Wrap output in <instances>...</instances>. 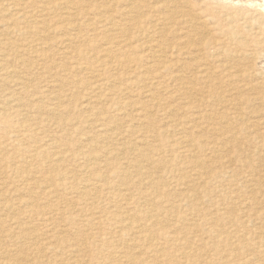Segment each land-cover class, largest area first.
<instances>
[{
  "label": "rangeland",
  "instance_id": "374dc122",
  "mask_svg": "<svg viewBox=\"0 0 264 264\" xmlns=\"http://www.w3.org/2000/svg\"><path fill=\"white\" fill-rule=\"evenodd\" d=\"M167 1L169 0H136L134 1L136 2V7L126 10L127 7L130 6L131 1L0 0V127H2L0 128V201H2L3 204L4 202L9 203V205L11 204L14 209L2 212L1 208L3 204L2 202H0V215L2 216H0V220H2L0 221V236L2 235L0 237V263L8 264V262L10 261L9 264H54V262L57 264L58 262H62L63 264H131L132 262L129 261L130 258H135L136 256V260L133 261L132 264H166L165 259L167 257H169L175 264H192V262L193 264H264V218H262L264 216V128H260L259 125L255 126V129H253L254 127L249 126L251 122H248V120H253L255 117L257 118V116H261L264 114V101H262L264 99V62H262L263 66L260 65V63L258 64L257 62V64L248 63L246 65L251 66L252 70H254L255 81L253 83L258 84L256 85L258 88L254 91H251L252 93L247 92V89L241 90L244 94L242 92L240 93V91L237 93L238 95L241 94L243 97H252V95L257 96L254 98L256 99L259 97L258 99L260 100H255V104L254 101L247 104L248 108L251 111L253 110V112H251L247 108L248 115L246 114V116H244L243 118V120L245 121L243 125L247 124L246 126H249V130L246 129L247 134L245 133L246 130L245 132L241 131L240 133H238L237 130L239 129V127L243 128L242 124H240L238 121L236 123H233L232 129L230 128L231 133H234L235 131L237 132L236 138H226V136H223V138H219L221 140L220 142L218 138H209L212 136H219L217 133L213 134V132L215 131L203 130L209 135L208 138H204L205 135H202L200 133L201 130L192 127L193 101L199 103L200 100L198 96H193V79H191L193 78V61L190 62V66H192L191 70L181 72L183 74V78L177 79V76L166 75L164 74V72L158 73L157 71H154L153 73L142 74L145 70L144 67L146 65L152 66L153 64L152 57L150 56L145 55V58L141 61L134 60L128 62L124 59V56H128L129 52L131 51V47L129 44L133 43L128 41V34L133 36L137 34V30L141 29L145 25V23H149V20L151 19H148L146 21L145 19L149 17L152 12L153 18L156 16V14H161V11L157 10V7H154L155 11L152 10V6L157 4L163 6ZM227 1L228 0H181L180 4L182 6V9H188L191 7L190 13L195 12L193 13L195 15L196 13H199L200 16L208 15L209 26L208 24L206 25V27H209L208 34L211 35V37H216L217 39L222 38V40L223 37L226 36L223 35L221 37L220 33L219 35H216L217 33H214L213 30L211 31V29L215 26V23L209 14H211L212 12L215 14H217L216 12L224 14L226 13V11L237 10V19L239 18V16L241 17L240 19H236V22L228 24L225 20H222L221 16L220 24L224 29L233 26V29L235 31L237 30L236 32L238 33V35H241V37L243 38L242 40L245 44L244 47L247 46L246 49H263L264 0H253L252 4L239 1L240 3H235L236 5L234 6L230 5ZM58 3H60V5ZM8 4L10 6H8ZM121 8L124 9V12H122ZM206 9H209V11ZM156 11L159 12L157 13ZM116 12H119V15H117ZM114 15L117 16L115 17ZM27 16L29 19L27 18ZM245 16L249 19L247 20ZM24 17L26 20L24 19ZM113 20L115 21L113 22ZM118 23L119 27L122 30L117 29L116 32V30H114L116 27L114 26ZM109 25L112 27H110ZM162 27L164 28L165 26ZM172 27L176 36L183 35V23L181 25V22L177 21V23L172 25ZM252 27L253 31H251L252 29H250ZM123 28L125 29L123 30ZM156 29L158 32V30H160V27L157 26L150 29L148 28L149 31L146 30L148 32H146V38H155V35L158 34L154 33L156 32ZM261 31L263 32L262 34H260ZM70 35L78 36L79 40L77 39L78 41L75 40V42H69L68 37H70ZM191 35H193V31L191 32ZM139 37H137L135 41L137 39L139 41L144 40L143 37ZM256 38L258 40H256ZM225 40L227 41V38ZM229 43L232 46L233 44H235L234 41H231ZM77 47H82L85 50L87 49V53H84L85 55L83 54L81 56L78 55L75 51ZM116 47H119L118 53L116 52L117 57L119 58L117 59L119 63L114 60V58H111V55L109 53V51L114 50ZM137 51L139 52V49L134 50V52ZM140 51H142V49H140ZM32 56H34V58ZM146 57H150L151 59ZM96 58H98V60ZM124 64L126 66H124ZM99 66H102V69ZM260 66H262L263 69L262 67L260 68ZM133 69H135V72L131 73L130 70ZM140 69H142L143 72ZM107 70L108 72H106ZM109 70H111L112 72ZM96 73H103L104 77L109 76L112 79L117 78V80H115L116 83L113 82L114 85L111 86V84L107 83L109 84L107 85L103 81V84L101 82H97L100 86L96 89V87H94L93 85L95 83L94 74ZM135 74L139 75L137 76ZM125 78L127 80H125ZM150 78H152L153 80H150ZM183 79H185V83ZM261 80L263 82H261ZM202 86H204V84H201L198 87ZM225 93L224 98L226 99L230 98V95V99H232L233 96V98L238 96L236 92H234L235 94L233 92ZM13 96L14 98L11 99V97ZM50 96H52V98ZM152 96H154L155 98ZM7 98H9V100ZM7 101H9V106ZM147 101H149L148 104ZM50 102L53 103V105ZM165 103H167L168 106ZM257 103H259V105ZM56 105L58 106L56 107ZM215 107V113L219 115L220 112H222V110H225V107L227 106L215 105ZM50 108L54 109L51 110ZM166 109H169V111ZM254 109L257 111H255ZM164 111H166L167 113ZM19 112L21 114L23 113L22 115L25 116H22L21 114H19ZM17 113L19 116L17 115ZM184 114L188 115V117ZM10 115H12V117ZM175 115L178 116L175 117ZM191 115L192 117H190ZM2 116L3 119L6 120L3 121ZM8 117H11V120ZM171 117L172 120L170 119ZM261 117L263 118L264 115ZM167 119L169 120V122ZM147 123L149 126L147 125ZM98 124H101V127ZM174 124L176 125L174 126ZM183 125L187 126L184 127ZM216 125L219 126L218 128H221L219 134L222 131H225V134L229 133L228 135H230V132L226 131V129L224 128V120L223 122H220ZM169 126H172V128L175 130L171 129ZM24 127L26 129H24ZM14 128L16 129V131H14ZM141 130L143 132H141ZM147 130L148 132L146 133ZM192 130L194 131L191 132ZM250 130L255 131L251 132ZM112 131L115 133V135L111 134L110 136V133ZM149 131L151 132L149 133ZM160 131L162 132L159 135ZM15 132H17L18 134H14ZM100 132H102V134ZM255 134H257L256 138L254 136ZM192 135L194 136L191 137ZM106 136L111 138V140L109 138H105ZM100 137L102 141H100ZM103 137L108 142L105 139L103 140ZM176 137L177 139H175ZM196 137L201 138L199 139ZM117 138L120 140H118ZM123 138L125 139V141H123ZM142 140L144 141L141 142ZM160 140L164 144L158 146V143H161ZM179 140H181V142ZM195 141L197 143H195ZM110 142L112 146L111 144L109 146ZM198 143H201L200 146H198ZM104 144H108V147H105ZM171 144L176 145L172 146ZM180 144L183 148L179 146ZM205 144L206 146H204ZM189 146H194L196 152L193 148H189ZM103 147L105 148L103 149ZM209 148H216V155L212 154L209 151ZM100 149V153L102 155L98 154ZM117 149H120V154L117 153L118 155L116 154ZM184 149L187 151H185ZM97 150L99 151L97 152ZM111 150L113 153L110 152ZM106 151L108 153L110 152L109 155ZM129 151H131V154ZM140 151L141 153L148 156V161L146 159H142V161V155L140 157L136 156L137 153V155L140 154ZM171 151H175V153H172ZM182 151H185L186 153L184 152L183 154ZM82 152L85 153L83 154ZM193 152H195L194 155ZM95 153L97 154V157L95 156ZM178 153H181L180 155H182V158ZM60 154H63V156H59ZM87 154L90 155L87 156ZM121 156L123 157L121 158ZM191 156H195L196 158L194 157V159ZM61 157H63V159ZM189 157L192 159H190ZM91 158L93 160L91 161L92 163L90 162ZM55 159L57 162L60 163L61 161L62 163L57 164ZM135 159L140 162L142 169L141 175L134 174V169L130 166V164H127L126 162L128 161V163H130L131 160L135 162ZM197 159L200 162H203L204 166H197ZM81 160L83 161V164ZM94 160L98 161L95 162ZM150 161L154 162L151 163ZM89 163H91V165H89ZM186 164L189 166H187ZM86 166L89 167L87 168ZM111 166L113 167V169ZM160 166H162L163 168ZM82 167H85V171ZM97 167L99 169H97ZM115 167L120 170L118 171ZM122 167L125 168L123 169ZM51 168L54 169L52 170ZM101 168V172L104 173L105 171V174L107 172V174H111L113 172H118V174H120V172L127 171L132 175V181L130 184H124L125 186L122 185V183L119 184L121 188L116 187L111 189L104 183L102 184L103 181L97 176L98 173L96 169L100 171ZM167 168L169 169V172L163 170ZM66 169L67 172H65ZM107 169L110 170L111 173H109ZM186 169H188L189 171ZM93 171L96 172L94 173ZM38 172L40 173V175H38ZM147 172H150L152 175ZM179 172L182 175L179 176ZM47 173H55V175H57L58 173V175H61H59V177L61 178L60 182L62 181L63 184L59 185L60 183H58L57 185L59 186H57L55 191L53 190V192H49L51 187L47 189L43 187L45 178L48 177ZM199 174L201 175V177ZM135 175L137 177H135ZM150 175L152 176V178H150ZM89 177L91 178L92 182L89 181ZM180 177L184 179H180ZM96 178L98 179V181H95ZM176 178L177 181H175ZM138 179L139 181H137ZM36 180L37 182L41 181L42 184L41 182L34 184ZM86 180H88V182H86ZM118 180L119 179H117V181ZM151 181H153V183L149 184L151 183ZM173 181L176 183H174ZM2 182L4 183V185L1 184ZM93 182H95L97 186ZM98 182L101 183L99 184ZM65 183L69 184L68 187L67 185H65ZM86 184L89 187H87ZM153 184H157V189H161L160 192L157 190L158 194H156L157 192H154L156 196L151 192ZM227 184L230 186H228ZM159 185L162 188H160ZM79 186L82 188H80ZM39 187L42 189H39ZM70 187L74 188L71 190ZM75 187H79L80 190H78V188L76 189ZM85 187H87L86 191L88 193H91L87 194V192L85 191ZM103 187H106V190L102 189ZM107 188L111 190L108 191ZM190 188H192L193 190ZM195 190L197 194L195 193ZM83 191L85 192L84 195ZM127 191H129V193ZM191 192L192 194H194H190ZM73 193H76V196H71V194ZM139 193H142L143 196H146L148 194L149 195L147 196L148 198H141V204L139 203L138 206L134 207L132 202H136L135 196H138ZM159 193L161 195H159ZM97 194L99 195L97 196ZM131 194H133L134 196L133 199L129 201L128 197ZM183 194L191 195L193 197L191 199H193L194 201L191 199L183 201ZM46 195L48 196L46 197ZM79 195L81 197L83 196L82 198L84 199L86 197V199H82L81 197H79ZM26 197H28L29 199ZM91 197L92 199H90ZM122 197L125 201L121 199ZM179 198H181L182 200H180ZM25 200H28L29 203L25 202ZM81 200L83 201L80 202ZM119 200H121V202ZM73 202H76V206L74 209ZM159 202L162 203L160 204ZM81 203H83V205H86L88 203L89 204L83 206ZM128 204L131 205L128 206ZM108 206L110 207L111 211ZM35 207H38V209H34ZM69 207L71 208V211H68ZM115 208H117L119 211L115 210ZM134 208L138 209L139 211H153L152 213H149L151 217H149L147 222L152 223L153 228L158 232L154 231L153 233L155 236L149 239L147 242H145L140 236H137V233L133 231L135 229H131L127 221H123V224L119 223L120 221L116 219L117 216L113 214L114 211L118 212L116 215H121L123 210L127 213H134L138 211ZM16 209L17 211H15ZM8 212L10 214L9 216ZM17 212L20 213V215L16 214ZM47 212L49 213V215ZM71 212L72 214H74L71 216L73 217V219H70L71 217H69ZM125 212H123V214ZM167 212H169V214ZM3 213L7 214L4 215ZM111 213L112 216L110 215ZM92 215L95 219L93 217L91 219ZM190 215H192L193 218H191L192 216L190 217ZM85 216L88 217L86 218ZM11 217L14 219L17 217L19 218V222L22 223H20V228L18 227V225H15L16 223L13 224V219L10 221ZM110 218H114V221L116 223ZM109 219L111 222L109 221ZM70 220H72V223L74 222L73 224L75 225H73ZM92 220L95 221L93 222ZM102 220L105 223L102 222ZM85 221L88 223H86ZM7 222H9L10 224ZM104 224H106V226ZM86 225L89 227H87ZM95 225L97 228L95 227ZM83 226L84 228L81 229V227ZM120 228L123 229L122 231L124 232H122ZM208 228L213 233H215L216 236L218 234H221L227 235L228 237V240L225 243H222V246H220L221 249L219 251L214 250L212 247V244H215V238L213 239L207 237L206 233H204ZM212 228H214L216 231L214 232ZM21 229L29 230L31 231V233L29 232L30 234L26 235L22 232V235L18 237V235H20L19 232L22 231ZM117 229L118 231L116 232L115 230ZM38 232L40 233L37 235ZM32 233L34 234L32 235ZM30 235H35V237H31ZM13 236L16 239L18 238V241L16 239L14 241ZM45 236L48 238L46 239ZM56 236H59L57 238L58 240L56 239ZM39 237L43 240L42 242H39V240H41ZM127 238H131L132 241L130 240L131 242H129ZM21 239L22 241H24L22 242ZM103 239H105L106 242ZM102 240L104 242H102ZM49 242L53 243L55 247L57 245L58 246L55 248L51 244L49 245ZM259 243L262 245H259ZM230 244H232V248L229 247ZM47 245L50 247H48ZM258 245L261 247H259ZM245 247L247 248V250ZM57 248L60 249L58 250ZM37 249L38 252H42L41 250L44 249L42 252L43 254L38 253ZM21 251H24L27 254L23 255L25 253H22ZM193 253H198L199 257L201 258L196 259L197 257L193 256ZM36 254H38V256ZM39 254L40 256H43L40 257ZM152 259L154 261H152ZM204 259L205 261H203ZM206 261L207 263H205Z\"/></svg>",
  "mask_w": 264,
  "mask_h": 264
},
{
  "label": "bare ground",
  "instance_id": "6f19581e",
  "mask_svg": "<svg viewBox=\"0 0 264 264\" xmlns=\"http://www.w3.org/2000/svg\"><path fill=\"white\" fill-rule=\"evenodd\" d=\"M5 1V0H4ZM10 1V0H9ZM128 1H131V3H130V6H126L127 7V9L126 10H128V9H133V8H135L136 7V5H135V3L136 2H134V1H136V0H128ZM161 1V0H160ZM180 1L181 0H169V1H167L166 3H164V5L162 6H160V4L158 5H153L152 6V10H154L155 11V8L157 7V10H159V11H161V14L160 13H158L157 11V13L159 14V15H157L156 14V16L153 18V12H152V14L151 15H149V17H147L146 19H145V21L146 20H148V19H151V20H149V23H145V25L141 28V29H139V30H137L138 32H137V34H135L134 36L133 35H130V34H128L129 36H128V41L129 42H133L132 44H129L130 45V47H131V51L129 52V54H128V56H124L125 58V61H141L142 59H144L145 58V55L146 56H150V57H152V60H153V64H152V66L151 65H146L144 68H145V70H144V72H143V70L142 69H140V70H142V74H148V73H153L154 71H157L158 73H163L164 72V74H166V75H170V76H173V75H175V76H177L178 78L177 79H181V78H183L182 76H183V74L181 73V72H185V71H190L191 70V68H192V66H190L191 64H190V62L191 61H193V78H191V79H193V96H198L199 98H200V100H199V103H196L195 101H193V117H192V115L190 116V117H192L193 119V126L192 127H195L196 129H198V130H201L200 131V133L202 134V135H205L204 136V138L206 137V138H208V133H206V132H204V131H207V130H211V131H215V132H213V134L215 133H217L219 136H212V137H209V138H223V136H226V138H236L237 137V132L235 131L234 133H231V130H230V128L232 129V126H233V123H236V122H238L239 121V123L240 124H242V126H243V128L242 127H239V129L237 130L238 131V133H240L241 131L242 132H245V130L246 129H248V127L249 126H251V127H254L253 129H255V126H259L260 125V128L261 127H263L264 128V117L262 118L261 116H263V115H261V116H257V118L255 117L253 120L251 119L250 121L248 120V122H251L250 124H249V126H246L247 124H245V125H243L244 124V120H243V118H244V116H246V114L248 113V110H247V108H248V103L249 102H253L254 101V104L256 103L255 102V100H257L258 98H254V97H257V96H253L252 95V97L250 96V97H243L241 94L240 95H238L237 93L240 91V93L242 92L241 90H244V89H247V92H251V91H254V90H256L258 87L256 86V85H258V84H256V83H253L254 81H255V73H254V70H252V67L251 66H246L248 63H260V65H262V62H264V48L263 49H261V50H257V49H253V50H249V49H246V47L247 46H245L244 47V42H243V38L241 37V35L239 36L238 35V33L233 29V26H231V27H229V28H227V29H224L223 28V26L220 24V20H221V16H222V20H225L228 24H230V23H234V22H236V19H237V10L235 11H226V13H224V12H222V13H224V14H221V13H218V12H216L217 14H215V13H211V14H209L210 15V17L214 20V23H215V26L211 29V31L213 30L214 31V33H217L216 35H219V33L221 34L220 36L222 37L223 35L224 36H226V37H223V40H222V38L221 39H217L216 37H211V35H209L208 33H209V22H208V19H209V17H208V15H199V13H196V15L195 14H193V13H195V12H193V13H190L191 12V7L190 8H188V9H182L181 7V4H180ZM218 1V0H217ZM245 2V3H248V4H252L253 2V0H228L227 2L230 4V5H232V6H234V5H236L235 3H238V2ZM257 1H259V0H257ZM67 2V1H66ZM143 2V1H142ZM155 2V1H154ZM239 2V3H240ZM264 2V1H263ZM157 3H160V2H157ZM242 3V4H243ZM256 3V2H255ZM257 3H261V2H257ZM59 5H60V3H58ZM205 4V3H204ZM203 4V5H204ZM226 4V3H225ZM16 5V4H15ZM121 5V4H120ZM125 5V4H124ZM206 5H209V4H206ZM8 6H10L9 4H8ZM13 6V5H12ZM24 6V5H23ZM194 6V5H193ZM212 6V5H211ZM264 6V5H263ZM28 7V6H27ZM43 7H44V5H43ZM126 7H124V8H126ZM149 7V6H148ZM155 7V8H154ZM189 7V6H188ZM195 7V6H194ZM226 7V6H225ZM250 7H251V5H250ZM29 8V7H28ZM40 8V7H39ZM185 8V7H184ZM187 8V7H186ZM198 8V7H197ZM261 8V7H260ZM264 8V7H263ZM38 9V8H37ZM122 9V12H124V9L123 8H121ZM212 9H214V8H212ZM46 10V9H45ZM150 10H151V8H150ZM203 10V9H202ZM206 10H208L209 11V9H206ZM229 10V9H228ZM77 11V10H76ZM75 11V12H76ZM133 11V10H132ZM165 11V12H164ZM198 11V10H197ZM246 11V10H245ZM17 12V11H16ZM41 12V11H40ZM43 12V11H42ZM50 12V11H49ZM69 12V11H68ZM99 12V11H98ZM107 12V11H106ZM105 12V13H106ZM206 12V11H205ZM247 12V11H246ZM10 13V12H9ZM72 13V12H71ZM117 13V15H119L118 13L119 12H116ZM31 14V13H30ZM34 14V13H33ZM98 14V13H97ZM124 14V13H123ZM126 14V13H125ZM127 14H129V13H127ZM198 14V15H197ZM116 15V16H117ZM121 15V14H120ZM135 15V14H134ZM43 16H45V15H43ZM115 16V15H114ZM115 16V17H116ZM40 17H42V16H40ZM121 17V16H120ZM120 17H118V18H120ZM128 17V16H127ZM246 17V16H245ZM244 17V18H245ZM256 17V16H255ZM260 17V16H259ZM27 18H28V16H27ZM241 17L239 16V18L238 19H240ZM243 18V17H242ZM24 19H25V17H24ZM29 19V18H28ZM237 19V20H238ZM246 19L248 20L249 18H247L246 17ZM258 19V18H257ZM26 20V19H25ZM112 21V20H111ZM115 20H113V22H114ZM177 21H180L181 22V25H182V23H183V25H184V30H182L183 31V35L182 36H176L175 34H174V30H173V27H172V25H174L175 23H177ZM258 21V20H257ZM259 21H260V19H259ZM70 22V21H69ZM148 22V21H147ZM224 22V21H223ZM33 23V22H32ZM46 23V22H45ZM108 23V22H107ZM179 23V22H178ZM222 23V22H221ZM244 23V22H243ZM249 23H250V21H249ZM253 23H255V22H253ZM35 24V23H34ZM123 24V23H122ZM208 24V26L206 27V25ZM226 24V23H225ZM248 24V23H247ZM247 24H245V25H247ZM1 26H3V25H1ZM71 26V25H70ZM74 26V25H73ZM105 26V25H104ZM110 26V25H109ZM122 26V25H121ZM160 27V30H158V32H157V29H156V32H154V33H158V34H154L155 35V38H152V37H150V38H146V36H147V34H146V30H148V28L150 29V28H153V27ZM162 26H165L164 28L162 27ZM169 26V27H168ZM186 26V27H185ZM210 26H212V25H210ZM110 27H112V26H110ZM114 27H116L114 30H116V32H117V29H120V30H122L120 27H119V23L118 24H115V26ZM113 27V28H114ZM168 27V28H167ZM235 27V26H234ZM256 27V26H255ZM28 28V27H27ZM39 28V27H38ZM75 28V27H74ZM74 28H70V29H74ZM104 28V27H103ZM106 28V27H105ZM112 28V29H113ZM125 28H123V30H124ZM175 29V28H174ZM250 29H252L251 31H253V27L252 28H250ZM258 29V28H257ZM262 29V28H261ZM104 30V29H103ZM241 30V29H240ZM149 31V30H148ZM193 31V35H191V32ZM250 31V30H249ZM250 31V32H251ZM259 31V30H258ZM264 31V30H263ZM34 32V31H33ZM247 32H248V30H247ZM25 33V32H24ZM28 33V32H27ZM35 33V32H34ZM106 33V32H105ZM148 33V32H147ZM240 33V32H239ZM259 33V32H258ZM263 32L261 31V33L260 34H262ZM115 34H117V33H115ZM264 34V33H263ZM251 35V34H250ZM139 36H141V37H143L144 38V40H136L135 41V39L137 38V37H139ZM248 36V35H247ZM252 36H253V34H252ZM141 37H139V38H141ZM170 37V38H169ZM258 37V36H257ZM227 38V41L225 40ZM78 39V36H71L70 35V37H68V40H69V42H75V40H77ZM252 39V38H251ZM62 40V39H61ZM79 40V39H78ZM77 40V41H78ZM123 40V39H122ZM125 40V39H124ZM255 40V39H254ZM256 40H258L257 38H256ZM113 41V40H112ZM231 41H234L235 42V44H233V46L232 45H230V43L229 42H231ZM61 42V41H60ZM67 42V41H66ZM250 42H252V41H250ZM6 43V42H5ZM110 43H112V42H110ZM128 43V42H127ZM248 43V42H247ZM257 43V42H256ZM255 43V44H256ZM253 44H254V42H253ZM126 45V44H125ZM257 45V44H256ZM264 45V44H263ZM116 46V45H115ZM73 47V46H72ZM108 47H110V46H108ZM123 47H124V45H123ZM251 47V46H250ZM263 47V46H262ZM68 48V47H67ZM248 48H249V46H248ZM255 48V47H254ZM115 49H116V51H115ZM114 50H111V51H109V53H110V57L111 58H114V60H116L117 62H118V60L117 59H119L118 57H117V54H116V52L118 53V50H119V47L117 48H115ZM122 49V48H121ZM135 49H139V52L137 51V52H134V50ZM140 49H142V51H140ZM87 50V49H86ZM84 48H82V47H77L76 49H75V51H76V53L78 54V55H83L84 53L86 54L87 53V51H86ZM105 50V49H104ZM86 51V52H85ZM73 53V52H72ZM75 54V53H74ZM84 54V55H85ZM43 55V54H42ZM100 55V54H99ZM121 55V54H120ZM103 56V55H102ZM102 56H100V57H102ZM3 57V56H2ZM1 57V58H2ZM27 57V56H26ZM33 58H34V56H32ZM85 57V56H84ZM150 57H146V58H150ZM174 57V58H173ZM18 58V57H17ZM36 58V57H35ZM99 58V57H98ZM98 58H96L97 60H98ZM109 58V57H108ZM180 58H182V59H180ZM184 58V59H183ZM3 59V58H2ZM44 59V58H43ZM42 59V60H43ZM151 59V58H150ZM14 60H15V58H14ZM45 60V59H44ZM244 61V62H243ZM1 62H3V61H1ZM24 62V61H23ZM22 62V63H23ZM116 62V63H117ZM181 62V63H180ZM6 63V62H5ZM5 63H4V65H5ZM119 63V62H118ZM151 63V62H150ZM149 63V64H150ZM256 63V64H257ZM121 64V63H120ZM119 64V65H120ZM180 64H182V65H180ZM21 65V64H20ZM23 65V64H22ZM14 66V65H13ZM106 66V65H105ZM117 66V65H116ZM115 66V67H116ZM124 66H126L125 64H124ZM138 66V65H137ZM254 66H256V65H254ZM259 66V65H258ZM263 66V65H262ZM262 66H260V68L262 67ZM100 67V66H99ZM99 67H98V69H99ZM102 67V66H101ZM100 67V68H101ZM12 68V67H11ZM73 68V67H72ZM89 68V67H88ZM138 68V67H137ZM76 69V68H75ZM81 69H82V67H81ZM102 69V68H101ZM100 69V70H101ZM106 69V68H105ZM104 69V70H105ZM121 69V68H120ZM126 69V68H125ZM262 69H263V67H262ZM124 70V69H123ZM122 70V71H123ZM135 69H133V70H130V72L131 73H134L135 71H134ZM257 70V69H256ZM89 71V70H88ZM102 71V70H101ZM109 71H111V70H109ZM120 71V70H119ZM259 71V70H258ZM16 72V71H15ZM77 72V71H76ZM87 72V71H86ZM106 72H108V70L106 71ZM105 72V73H106ZM112 72V71H111ZM129 72V73H130ZM256 72V71H255ZM14 73V72H13ZM20 73V72H19ZM18 73V74H19ZM104 73V72H103ZM103 73H96V74H94L95 75V79H94V87H96V89L97 88H99V82H101L102 83V81L104 82V83H109V84H111V86L112 85H114V83H116L115 82V80H117V78H114V79H112L111 77H109V76H103ZM117 73V72H116ZM257 73V72H256ZM6 74H7V72H6ZM111 74V73H110ZM109 74V75H110ZM122 74V73H121ZM157 74V73H156ZM106 75V74H105ZM107 75H108V73H107ZM124 75V74H123ZM135 75H139V74H135ZM93 76V75H92ZM144 76V75H143ZM118 77V76H117ZM157 77V76H156ZM19 78V77H18ZM92 78V77H91ZM90 78V79H91ZM158 78V77H157ZM138 79H140V78H138ZM170 79V78H169ZM173 79V78H172ZM171 79V80H172ZM188 79V78H187ZM225 79V80H224ZM125 80H127L126 78H125ZM149 80V79H148ZM150 80H153L152 78H150ZM77 81V80H76ZM83 81V80H82ZM90 81H92V80H90ZM147 81V80H146ZM157 81V80H156ZM183 81H184V83H185V79H183ZM190 81V80H189ZM89 82V81H88ZM98 82V83H97ZM114 82V83H113ZM261 82H263L262 80H261ZM5 83V82H4ZM79 83H80V81H79ZM113 83V84H112ZM135 83V82H134ZM139 83V82H138ZM141 83H142V81H141ZM189 83V82H188ZM82 84V83H81ZM90 84H92V83H90ZM103 84V83H102ZM109 84H107V85H109ZM192 84V83H191ZM201 84H204V86H202V87H198V86H200ZM57 85V84H56ZM85 85V84H84ZM136 85V84H135ZM134 85V86H135ZM137 85H139V84H137ZM87 86V85H86ZM91 86V85H90ZM102 86H104V85H102ZM101 86V87H102ZM141 86H142V84H141ZM152 86V85H151ZM150 86V87H151ZM54 87V86H53ZM133 87V86H132ZM263 87V86H262ZM261 87V88H262ZM108 88V87H107ZM148 88V87H147ZM103 89V88H102ZM153 89V88H152ZM188 89V88H187ZM190 89V88H189ZM106 90V89H105ZM118 90V89H117ZM147 90V89H146ZM262 90V89H261ZM95 91V90H94ZM145 91V90H144ZM155 91V90H154ZM186 91V90H185ZM246 91V90H245ZM148 92H149V90H148ZM225 92H236V94L238 95L237 97H235V98H233L232 97V99H230L231 98V95H230V98H224V93ZM100 93V92H99ZM102 93V92H101ZM120 93V92H119ZM243 93V92H242ZM252 93V92H251ZM154 94V93H153ZM157 94V93H156ZM226 94V93H225ZM235 94V93H234ZM244 94V93H243ZM260 94V93H259ZM5 96V95H4ZM6 96H7V93H6ZM54 96V95H53ZM67 96H68V94H67ZM71 96V95H70ZM97 96V95H96ZM108 96V95H107ZM110 96H111V94H110ZM112 96H113V94H112ZM117 96V95H116ZM155 96V95H154ZM154 96H152V97H154ZM51 98H52V96H50ZM49 97V98H50ZM122 97V96H121ZM127 97V96H126ZM151 97V98H152ZM262 97V96H261ZM10 98V97H9ZM9 98H7L8 100H9ZM14 98V96L13 97H11V99H13ZM15 98H16V95H15ZM50 98V99H51ZM73 98V97H72ZM150 98V97H149ZM155 98V97H154ZM156 98H157V96H156ZM10 99V100H11ZM49 99V100H50ZM64 99H65V97H64ZM70 99V98H69ZM84 99V98H83ZM99 99V98H98ZM102 99V98H101ZM262 99V98H261ZM60 100V99H59ZM58 100V101H59ZM151 100V99H150ZM259 100V99H258ZM12 101V100H11ZM16 101V100H15ZM66 101V100H65ZM106 101H107V99H106ZM156 101V100H155ZM163 101V100H162ZM260 101V100H259ZM262 101H264V99L262 100ZM8 102V106H9V101H7ZM13 102V101H12ZM85 102V101H84ZM84 102H82V103H84ZM89 102V101H88ZM91 102H93V101H91ZM148 102L149 101H147V104H148ZM166 102V101H165ZM51 103V102H50ZM55 103V102H54ZM65 103V102H64ZM153 103H154V101H153ZM156 103V102H155ZM260 103V102H259ZM259 103H257L258 105H259ZM22 104V103H21ZM52 105H53V103H51ZM57 104V103H56ZM62 104V103H61ZM77 104V103H76ZM165 104H167V103H165ZM251 104V103H250ZM249 104V105H250ZM50 105V104H49ZM55 105V104H54ZM78 105H79V103H78ZM151 105V104H150ZM157 105H158V103H157ZM215 105H226L227 107H225V110H222V112H220V114L219 115H217L216 113H215ZM262 105V104H261ZM58 105H56V107H57ZM153 106H154V104H153ZM167 106H168V104H167ZM253 106V105H252ZM11 107V106H10ZM53 107V106H52ZM85 107V106H84ZM170 107V106H169ZM176 107V106H175ZM222 107V106H221ZM256 107V106H255ZM1 108H3V107H1ZM12 108V107H11ZM48 108V107H47ZM83 108V107H82ZM141 108V107H140ZM167 108V107H166ZM250 108H252V107H250ZM258 108V107H257ZM6 109H8V108H6ZM17 109V108H16ZM45 109V108H44ZM51 109V108H50ZM54 109V108H53ZM53 109H51V110H53ZM86 109V108H85ZM89 109V108H88ZM171 109V108H170ZM190 109H192V108H190ZM218 109H219V107H218ZM224 109V108H223ZM249 109V108H248ZM14 110V109H13ZM19 110V109H18ZM21 110V109H20ZM166 110H168L169 111V109H166ZM180 110V109H179ZM250 110V109H249ZM255 110V109H254ZM3 111H5V110H3ZM47 111V110H46ZM64 111V110H63ZM140 111H142V110H140ZM176 111V110H175ZM251 111V110H250ZM255 111H257V110H255ZM14 112H16V111H14ZM18 112V111H17ZM22 112V111H21ZM57 112V111H56ZM164 112H166V111H164ZM171 112H173V111H171ZM217 112V111H216ZM251 112H253V110L251 111ZM250 112V113H251ZM264 112V111H263ZM52 113V112H51ZM167 113V112H166ZM254 113H256V112H254ZM253 113V114H254ZM11 114H13V113H11ZM16 114V113H15ZM19 114H21L20 112H19ZM23 114V113H22ZM21 114V115H22ZM25 114V113H24ZM27 114V113H26ZM64 114V113H63ZM139 114H140V112H139ZM143 114V113H142ZM141 114V115H142ZM182 114V113H181ZM186 114V113H185ZM184 114V115H185ZM17 115H18V113H17ZM93 115V114H92ZM248 115V114H247ZM11 117H12V115H10ZM16 116V115H15ZM19 116V115H18ZM22 116H25V115H22ZM27 116V115H26ZM178 116V115H177ZM176 115H175V117H177ZM183 116V115H182ZM185 116H187L188 117V115H185ZM250 116H252V115H250ZM11 117H8V118H10V120H11ZM93 117V116H92ZM95 117H96V114H95ZM94 117V118H95ZM138 117V116H137ZM169 117V116H168ZM167 117V118H168ZM173 117V116H172ZM172 117L170 118L171 120H172ZM180 117V116H179ZM7 118V119H8ZM16 118V117H15ZM144 118V117H143ZM246 118V117H245ZM248 118V117H247ZM250 118V117H249ZM1 119V118H0ZM2 119H3V116H2ZM146 119V118H145ZM177 119V118H176ZM4 120H6V119H3V121ZM168 120V119H167ZM223 120H224V123H225V126H224V128L226 129V131H228V132H230V135H228L229 133H227V134H225V131L223 132H221L220 134H219V131H221L220 129L221 128H218L219 126H217L216 124H218V123H220V122H223ZM86 121V120H85ZM247 121V120H246ZM11 122V121H10ZM161 122V121H160ZM165 122H166V120H165ZM168 122H169V120H168ZM167 122V123H168ZM5 123V122H4ZM9 123V122H8ZM8 123H7V125H8ZM103 123V122H102ZM140 123V122H139ZM164 123V122H163ZM247 123V122H246ZM11 124V123H10ZM142 124V123H141ZM170 124V123H169ZM6 125V124H5ZM100 127H101V124H98ZM147 125H148V123H147ZM161 125V124H160ZM176 124H174V126H175ZM149 126V125H148ZM179 126V125H178ZM184 126V125H183ZM185 126H187V125H185ZM184 126V127H185ZM28 127V126H27ZM111 127V126H110ZM170 127V126H169ZM250 127V128H251ZM0 128H2V127H0ZM106 128V127H105ZM109 128V127H108ZM171 129H173L172 128V126L170 127ZM175 128V127H174ZM178 128H180V127H178ZM189 128V127H188ZM187 128V129H188ZM235 128V127H234ZM15 129V128H14ZM13 129V130H14ZM24 129H26L25 127H24ZM98 129V128H97ZM117 129V128H116ZM142 129V128H141ZM147 129V128H146ZM195 129V130H196ZM18 130V129H17ZM107 130V129H106ZM138 130H140V129H138ZM149 130V129H148ZM148 130L146 131V133L148 132ZM173 130H175V129H173ZM190 130H191V128H190ZM189 130V131H190ZM197 130V131H198ZM204 130V131H203ZM249 130V129H248ZM262 130V129H261ZM264 130V129H263ZM14 131H16V129L14 130ZM134 131V130H133ZM132 131V132H133ZM144 131H145V129H144ZM153 131H154V128H153ZM176 131H178V130H176ZM183 131V130H182ZM194 130H192L191 132H193ZM233 131V130H232ZM251 131V130H250ZM253 131H255V130H253ZM253 131H251V132H253ZM13 132V131H12ZM113 132V131H112ZM110 133V136H111V134H113V135H115V133L113 132V133ZM140 132V131H139ZM141 132H143L142 130H141ZM151 131H149V133H150ZM161 132L162 131H160V133H159V135L161 134ZM249 132V131H248ZM256 132H257V129H256ZM101 134H102V132H100ZM119 133V132H118ZM123 133V132H122ZM145 133V132H144ZM143 133V134H144ZM178 133V132H177ZM176 133V134H177ZM187 133V132H186ZM185 133V134H186ZM246 134H247V130H246V132H245ZM14 134H18L17 132H15ZM20 134V133H19ZM120 134H121V132H120ZM125 134H127V133H125ZM133 134V133H132ZM164 134V133H163ZM162 134V135H163ZM179 134H181V133H179ZM242 134V133H241ZM249 134V133H248ZM254 134V133H253ZM93 135H96V134H93ZM100 135V134H99ZM98 135V136H99ZM149 135H151V134H149ZM153 135V134H152ZM165 135V134H164ZM178 135V134H177ZM182 135H183V133H182ZM181 135V136H182ZM103 136H105V135H103ZM176 136V135H175ZM174 136V137H175ZM189 136V135H188ZM194 135H192L191 137H193ZM255 136V138H256V136H257V134H255L254 135ZM113 137H116V136H113ZM119 137H121V136H119ZM126 137V136H125ZM124 137V138H125ZM133 137V136H132ZM154 137H155V135H154ZM185 137V136H184ZM190 137V136H189ZM88 138H90V137H88ZM105 138H109V137H105ZM104 137H103V140L105 139ZM123 138V139H124ZM137 138V137H136ZM138 138H139V136H138ZM148 138V137H147ZM150 138V137H149ZM157 138V137H156ZM167 138V137H166ZM196 138H199V137H196ZM201 138V137H200ZM199 138V139H200ZM246 138H248V137H246ZM251 138V137H250ZM99 139V138H98ZM100 139H101V137H100ZM99 139V140H100ZM110 140H111V138H109ZM118 139V138H117ZM132 139V138H131ZM141 139V138H140ZM155 139V138H154ZM168 139V138H167ZM175 139H177V137L175 138ZM179 139V138H178ZM213 139V140H214ZM106 140V139H105ZM109 140V141H110ZM113 140V139H112ZM118 140H120V139H118ZM118 140H116V141H118ZM129 140V139H128ZM137 140H139V139H137ZM159 140V139H158ZM162 140V139H161ZM160 140V144L158 143V146H160V145H162V144H164L162 141ZM164 140V139H163ZM166 140V139H165ZM184 140V139H183ZM193 140V139H192ZM203 140V139H202ZM209 140V139H208ZM220 140V139H219ZM219 140H218V142H219ZM100 141H102V139L100 140ZM99 141V142H100ZM107 141V140H106ZM123 141H125V139L123 140ZM127 141V140H126ZM144 140H142L141 142H143ZM154 141V140H153ZM172 141V140H171ZM180 142H181V140H179ZM211 141V140H210ZM209 141V142H210ZM216 141V140H215ZM104 142V141H103ZM108 142V141H107ZM204 142V141H203ZM212 142V141H211ZM220 142H221V140H220ZM223 142H224V140H223ZM145 143V142H144ZM143 143V144H144ZM147 143V142H146ZM151 143V142H150ZM174 143H176V142H174ZM184 143V142H183ZM195 143H197L196 141H195ZM101 144H102V142H101ZM110 144H111V142L109 143V146H110ZM185 144V143H184ZM199 144V143H198ZM201 144V143H200ZM200 144L198 145V146H200ZM223 144V143H222ZM224 144H225V142H224ZM105 145V147L108 145H106V144H104ZM130 145V144H129ZM139 145V144H138ZM150 145V144H149ZM172 145V144H171ZM174 146L176 145V144H173ZM172 145V146H173ZM177 145H178V143H177ZM183 145V144H182ZM197 145V144H196ZM203 145V144H202ZM211 145H212V143H211ZM101 146V145H100ZM111 146H112V144H111ZM123 146H125V145H123ZM148 146V145H147ZM170 146V145H169ZM179 146H181V144L179 145ZM204 146H206V144L204 145ZM203 146V147H204ZM105 147H103V149L105 148ZM108 147V146H107ZM133 147V146H132ZM135 147V146H134ZM145 147H146V145H145ZM149 147V146H148ZM153 147H155V146H153ZM182 147V146H181ZM191 146H189V148H190ZM90 148V147H89ZM117 148V147H116ZM115 148V149H116ZM119 148V147H118ZM130 148V147H129ZM128 148V149H129ZM173 148V147H172ZM183 148V147H182ZM191 148H193L194 149V146L193 147H191ZM200 148V147H199ZM102 149V148H101ZM101 149H100V151L99 150H97V152H98V154H101L100 152H101ZM109 149V148H108ZM144 149H147V148H144ZM150 149V148H149ZM156 149V148H155ZM181 149V148H180ZM185 149H186V147H185ZM184 149V150H185ZM203 149V148H202ZM201 149V150H202ZM207 149H208V147H207ZM207 149H205V150H207ZM210 150V152L212 153V154H215L216 153V151H217V149L216 148H209ZM222 149H223V147H222ZM86 150V149H85ZM107 150V149H106ZM110 150V149H109ZM120 150V149H119ZM118 149H117V152H116V154L117 153H119L120 151H119ZM130 150V149H129ZM131 150H133V149H131ZM160 150V149H159ZM195 150V149H194ZM87 151H90V150H87ZM114 151H116V150H114ZM125 151V150H124ZM139 151V150H138ZM168 151V150H167ZM166 151V152H167ZM176 151V150H175ZM175 151L174 152H172V153H175ZM185 151H187V150H185ZM184 151V152H185ZM200 151V150H199ZM47 152V151H46ZM93 152V151H92ZM105 152V151H104ZM107 152V151H106ZM110 152H112V150L110 151ZM109 152V153H110ZM130 152V154H131V151H129ZM153 152V151H152ZM152 152H151V154H152ZM160 152V151H159ZM158 152V153H159ZM177 152V151H176ZM184 152L182 151V153L184 154ZM195 152H196V150H195ZM195 152H193V155H194V153ZM221 152V151H220ZM83 153V152H82ZM82 153H81V159H82ZM85 153V152H84ZM83 153V154H84ZM108 153V152H107ZM109 153H108V155H109ZM113 153V152H112ZM124 153H126V152H124ZM186 153V152H185ZM192 153V152H191ZM93 154V153H92ZM96 154V153H95ZM120 154V153H119ZM133 154H134V152H133ZM132 154V155H133ZM138 154V153H137ZM136 154V156H138V157H140L141 155H142V158H141V160L142 159H146L147 161H148V156L146 155V154H143V153H141V151H140V154L139 155H137ZM150 154V153H149ZM179 155L181 154V153H178ZM209 154V153H208ZM211 154V155H212ZM63 156V154H60L59 156ZM88 155H90V154H87V156ZM102 155V154H101ZM100 155V156H101ZM104 155V154H103ZM118 155V154H117ZM210 155V156H211ZM216 155V154H215ZM85 156H86V154H85ZM84 156V157H85ZM96 157H97V154L95 155ZM111 156V155H110ZM151 156V155H150ZM182 155H180V157H181ZM188 156V155H187ZM214 156V155H213ZM67 157V156H66ZM102 157V156H101ZM123 156H121V158H122ZM176 157V156H175ZM179 157V156H178ZM191 157H193V156H191ZM195 157V156H194ZM193 157V158H194ZM59 158V157H58ZM58 158H56V159H58ZM62 159H63V157H61ZM68 158V157H67ZM86 158V157H85ZM113 158H114V156H113ZM129 158V157H128ZM127 158V159H128ZM148 158V159H147ZM182 158V157H181ZM190 158V157H189ZM196 158V157H195ZM194 158V159H195ZM56 159H55V161H56ZM103 159H104V157H103ZM138 159V158H137ZM153 159V158H152ZM190 159H192V158H190ZM60 160V159H59ZM67 160V159H66ZM122 160V159H121ZM82 161V160H81ZM91 161H93L92 160V158L90 159V162ZM95 161V160H94ZM96 161H98V160H96ZM95 161V162H96ZM124 161H125V158H124ZM130 161V160H129ZM143 161V160H142ZM146 161V162H147ZM197 161V162H196ZM195 162H196V164H197V166H204V164H203V162H200L198 159L196 160ZM52 162V161H51ZM57 162V161H56ZM63 162H64V160H63ZM121 162V161H120ZM127 162V164H130V166L134 169V171H135V173L134 174H136V175H141L142 174V169H141V165H140V162L139 161H137L136 159H135V162H133L132 160H131V162L130 163H128V161H126ZM151 163H153L154 161H150ZM60 163H62L61 161H60ZM59 162H57V164H60ZM88 163V162H87ZM92 163V162H91ZM91 163H89V165H91ZM187 163V162H186ZM82 164H83V161H82ZM120 164V163H119ZM122 164V163H121ZM150 164V163H149ZM163 164V163H162ZM188 164V163H187ZM186 164V165H187ZM52 165V164H51ZM50 165V166H51ZM76 165V164H75ZM79 165V164H78ZM86 165V164H85ZM94 165H95V163H94ZM190 165H193V164H190ZM63 166V165H62ZM99 166H100V164H99ZM98 166V167H99ZM112 166H113V164H112ZM111 166V167H112ZM122 166V165H121ZM158 166V165H157ZM187 166H189V165H187ZM56 167V166H55ZM54 167V168H55ZM75 167V166H74ZM77 167V166H76ZM87 168L89 167V166H86ZM96 167V166H95ZM97 167V169H99ZM119 167V166H118ZM160 167H162V166H160ZM53 168V169H54ZM64 168V167H63ZM62 168V169H63ZM79 168H81V167H79ZM83 168V167H82ZM85 168V167H84ZM83 168V169H84ZM116 168V167H115ZM123 168V167H122ZM125 168V167H124ZM123 168V169H124ZM163 168V167H162ZM184 168H186V167H184ZM52 169V168H51ZM52 169V170H53ZM65 169V168H64ZM63 169V170H64ZM72 169V168H71ZM75 169V168H74ZM93 169V168H92ZM95 169V168H94ZM96 169V171H97V176L103 181L102 182V184L104 183L105 185H107L109 188H121V186H119V184H121L122 183V185H124V184H130L131 183V181H132V175L131 174H129L127 171H125V172H120V174H118V172H117V170L119 171L120 169H118V168H116L117 170H116V172L117 173H115V172H113V173H111L110 172V170H108L107 169V171H109V173H111V174H105V171H104V173L103 172H101V170H102V168L100 169V171L99 170H97ZM104 169V168H103ZM106 169V168H105ZM111 169V168H110ZM112 169H113V167H112ZM191 169V168H190ZM56 170V169H55ZM164 171L166 170L167 172H169V169L167 168V169H163ZM186 170H188V169H186ZM18 171V170H17ZM16 171V172H17ZM37 171H39V170H37ZM75 171V170H74ZM76 171H77V169H76ZM84 171H85V169H84ZM87 171V170H86ZM95 171V172H96ZM115 171V170H114ZM177 171V170H176ZM178 171H180V170H178ZM189 171V170H188ZM20 172V171H19ZM45 172V171H44ZM43 172V173H44ZM47 172V171H46ZM56 172H58V171H56ZM61 172V171H60ZM65 172H67V169H66V171ZM94 172V171H93ZM94 172V173H95ZM175 172V171H174ZM186 172V171H185ZM13 173V172H12ZM30 173V172H29ZM32 173V172H31ZM39 173V172H38ZM74 173V172H73ZM77 173H79V172H77ZM81 173H82V171H81ZM80 173V174H81ZM147 173H149V174H151L150 172H147ZM171 173V172H170ZM173 173V172H172ZM177 173V172H176ZM190 173V172H189ZM196 173V172H195ZM35 174V173H34ZM33 174V175H34ZM46 174V173H45ZM48 174V173H47ZM27 175H31V174H27ZM37 175V174H36ZM38 175H40V173L38 174ZM43 175V174H42ZM60 175V174H59ZM59 175H58V173H57V175H55V173H50V174H48V177L47 178H45V181H44V185H43V187L44 188H50L51 187V189L49 190V192H53V190L55 191V189H56V187L57 186H59V185H61V184H63V182L61 181L60 182V177H59ZM94 175V174H93ZM135 175V177H137ZM152 175V174H151ZM150 175V176H151ZM167 175V174H166ZM179 176L180 175H182V174H180V172H179V174H178ZM200 175V174H199ZM44 176H46V175H44ZM61 176V175H60ZM82 176V175H81ZM143 176V175H142ZM173 176V175H172ZM186 176H190V175H186ZM195 176H197V175H195ZM30 177H32V176H30ZM71 177V176H70ZM73 177V176H72ZM175 177V176H174ZM183 177V176H182ZM182 177H180V179L182 178ZM194 177V176H193ZM200 177H201V175H200ZM199 177V178H200ZM211 177V176H210ZM217 177V176H216ZM84 178V177H83ZM82 178V179H83ZM90 178V177H89ZM139 178V177H138ZM142 178V177H141ZM150 178H152V176L150 177ZM171 178V177H170ZM198 178V177H197ZM218 178V177H217ZM28 179H29V177H28ZM35 179H37V178H35ZM97 179V178H96ZM95 179V181H98V179L96 180ZM117 179H119L118 181H117ZM172 179V178H171ZM182 179H184V178H182ZM185 179H188V178H185ZM190 179V178H189ZM214 179V178H213ZM25 180H26V178H25ZM67 180H69V179H67ZM116 180V181H115ZM142 180V179H141ZM140 180V181H141ZM151 180V179H150ZM153 180V179H152ZM179 180V179H178ZM198 180V179H197ZM201 180V179H200ZM212 180V179H211ZM215 180V179H214ZM65 181V180H64ZM89 181H91V178L89 179ZM94 181V180H93ZM135 181V180H134ZM137 181H139V179L137 180ZM144 181V180H143ZM172 181V180H171ZM175 181H177V178H176V180ZM186 181V180H185ZM38 182H41V181H38ZM37 182V180H36V182H34V184L35 183H38ZM74 182V181H73ZM86 182H88V180H86ZM85 182V183H86ZM92 182V181H91ZM118 182H120V183H118ZM136 182V181H135ZM174 182V181H173ZM179 182H181V181H179ZM208 182V181H207ZM58 183H60L59 185H57ZM84 183V184H85ZM94 184H95V182H93ZM99 183V182H98ZM101 183V182H100ZM99 183V184H100ZM144 183V182H143ZM147 183V182H146ZM153 183V181H151V183H149V184H152ZM174 183H176V182H174ZM174 183H173V186H174ZM190 183H192V182H190ZM1 184H3L4 185V183L2 182ZM33 184V183H32ZM40 184V183H39ZM41 184H42V182H41ZM40 184V185H41ZM73 184V183H72ZM91 184V183H90ZM136 184V183H135ZM148 184V183H147ZM183 184V183H182ZM185 184V183H184ZM26 185V184H25ZM39 185V186H40ZM65 185H67V187H68V185L69 184H66L65 183ZM96 185V184H95ZM143 185V184H142ZM228 185V184H227ZM236 185V184H235ZM62 186H64V185H62ZM84 186V185H83ZM86 186L87 187H89L87 184H86ZM92 186V185H91ZM97 186V185H96ZM99 186V185H98ZM125 186V185H124ZM138 186V185H137ZM146 186V185H145ZM148 186V185H147ZM228 186H230V185H228ZM24 187V186H23ZM38 187V186H37ZM61 187V186H60ZM60 187H58V188H60ZM80 187V186H79ZM77 187L78 188V190H80V188H82V187ZM87 187H85V191H86V189H87ZM126 187H129V186H126ZM131 187V186H130ZM159 187H160V185H159ZM175 187H177V186H175ZM32 188V187H31ZM74 187H70V189L72 190ZM76 188V187H75ZM76 188V189H77ZM84 188V187H83ZM106 188V187H105ZM104 187L102 188V189H105ZM123 188V187H122ZM158 188V186H157V184H153L152 185V190H151V192H152V194L153 195H155V193L154 192H157V190L160 192L161 191V189L159 190V189H157ZM160 188H162V187H160ZM223 188H224V186H223ZM222 188V189H223ZM39 189H42V188H40L39 187ZM75 189V190H76ZM93 189V188H92ZM95 189V188H94ZM97 189H98V187H97ZM108 189V188H107ZM110 189V190H111ZM124 189V188H123ZM126 189V188H125ZM132 189V188H131ZM190 189H192V188H190ZM207 189V188H206ZM228 189V188H227ZM17 190V189H16ZM29 190H31V189H29ZM66 190V189H65ZM89 190V189H88ZM106 190V189H105ZM109 189H108V191H110ZM118 190V189H117ZM193 190V189H192ZM27 191V190H26ZM64 191V190H63ZM77 191V190H76ZM103 191V190H102ZM121 191V190H120ZM126 191V190H125ZM11 192V191H10ZM14 192V191H13ZM31 192V191H30ZM44 192V191H43ZM65 192V191H64ZM73 192V191H72ZM75 192V191H74ZM81 192V191H80ZM84 192V191H83ZM87 192V191H86ZM94 192V191H93ZM92 192V193H93ZM123 192V191H122ZM122 192H120V193H122ZM128 193H129V191H127ZM126 192V193H127ZM133 192V191H132ZM143 192V191H142ZM164 192H165V190H164ZM163 192V193H164ZM48 193V192H47ZM69 193V192H68ZM67 193V194H68ZM82 193V192H81ZM89 193H91V192H89ZM88 192H87V194H89ZM107 193V192H106ZM105 193V194H106ZM119 193V194H120ZM126 193H125V195H126ZM150 193V192H149ZM189 193V192H188ZM195 193H196V190H195ZM201 193V192H200ZM49 194V193H48ZM52 194V193H51ZM76 194V193H75ZM74 193L73 194H71V196H73V195H75ZM78 194H79V191H78ZM77 194V195H78ZM85 194V192L83 193V195ZM137 194H138V192H137ZM156 194H158V192L156 193ZM182 194V193H181ZM180 194V195H181ZM190 194H192V192L190 193ZM194 194V193H193ZM192 194V195H193ZM197 194V193H196ZM9 195V194H8ZM7 195V196H8ZM13 195V194H12ZM17 195H18V193H17ZM16 195V196H17ZM27 195V194H26ZM81 195V194H80ZM79 195V197H81ZM99 194H97V196H98ZM101 195H102V192H101ZM128 195V194H127ZM141 195V196H140ZM144 195H145V193H144ZM149 195V194H148ZM148 195H146V196H143V194L141 193H139V195L138 196H135V201L136 202H132V204L134 205V207H136V206H138L139 205V203H140V199L141 198H146ZM159 195H161L160 193H159ZM223 195V194H222ZM21 196V195H20ZM29 196V195H28ZM48 195H46V197H47ZM76 196V195H75ZM124 196V195H123ZM133 194H131V195H129V197H128V200L129 201H131L132 199H133ZM150 196H152V195H150ZM150 196H149V198H150ZM156 196V195H155ZM158 196V195H157ZM195 196H197V195H195ZM206 196V195H205ZM60 197V196H59ZM83 197V196H82ZM81 197V198H82ZM85 197V196H84ZM120 197V196H119ZM125 197V196H124ZM18 198V197H17ZM21 198V197H20ZM24 198V197H23ZM26 198H28V197H26ZM57 198V197H56ZM100 198V197H99ZM103 198V197H102ZM107 198V197H106ZM148 198V197H147ZM191 198H193L191 195H189V194H183V201L184 200H188V199H191ZM19 199V198H18ZM29 199V198H28ZM47 199V198H46ZM74 199V198H73ZM82 199H84V198H82ZM85 199H86V197H85ZM84 199V200H85ZM90 199H92V197L90 198ZM98 199V198H97ZM105 199V198H104ZM121 199H123V197L121 198ZM180 200H182L181 198H179ZM59 200V199H58ZM95 200V199H94ZM124 200V199H123ZM122 200V201H123ZM191 200H193V199H191ZM190 200V201H191ZM21 201V200H20ZM19 201V202H20ZM23 201V200H22ZM55 201V200H54ZM62 201H64V200H62ZM67 201V200H66ZM83 200H81L80 202H82ZM97 201V200H96ZM99 201V200H98ZM115 201H118V200H115ZM120 202H121V200H119ZM125 201V200H124ZM165 201V200H164ZM178 201V200H177ZM176 201V202H177ZM194 201V200H193ZM0 202H2V201H0ZM17 202V201H16ZM25 202H28V200H25ZM61 202V201H60ZM68 202H71V201H68ZM86 202V201H85ZM90 202V201H89ZM141 202H142V199H141ZM175 202V203H176ZM29 203V202H28ZM59 203V202H58ZM62 203V202H61ZM74 204V207H73V209L75 208V206H76V202H73ZM84 203V202H83ZM83 203H81L82 205H83ZM92 203V202H91ZM90 203V204H91ZM98 203V202H97ZM108 203V202H107ZM111 203H112V201H111ZM160 203V202H159ZM162 203V202H161ZM160 203V204H161ZM164 203V202H163ZM172 203V202H171ZM174 203V202H173ZM179 203V202H178ZM186 203V202H185ZM222 203H224V202H222ZM242 203H244V202H242ZM2 204H3V202H2ZM1 204V205H2ZM68 204V203H67ZM89 204V203H88ZM88 204H86V205H88ZM93 204V203H92ZM113 204H115V203H113ZM117 204V203H116ZM141 204V203H140ZM189 204H191V203H189ZM217 204V203H216ZM11 205V204H10ZM9 205V203H7V202H4V204H3V206H2V212L3 211H9V210H12L13 209V207H12V205L10 206ZM20 205V204H19ZM25 205H27V204H25ZM30 205V204H29ZM85 205V204H84ZM83 205V206H84ZM85 205V206H86ZM129 205H131V204H128V206ZM172 205V204H171ZM178 205H180V204H178ZM13 206H14V204H13ZM69 206V205H68ZM70 206H71V204H70ZM77 206H79V205H77ZM81 206V205H80ZM95 206V205H94ZM113 206H117V205H113ZM123 206V205H122ZM173 206V205H172ZM190 206V205H189ZM39 207V206H38ZM38 207H35L34 209H38ZM87 207H89V206H87ZM86 207V208H87ZM109 207V206H108ZM119 207H121V206H119ZM222 207H224V206H222ZM16 208V207H15ZM79 208V207H78ZM85 208V209H86ZM95 208V207H94ZM216 208H218V207H216ZM71 208L69 207V209H68V211L70 210ZM89 209H92V208H89ZM109 209H110V207H109ZM119 209H121V208H119ZM123 209V208H122ZM133 209V208H132ZM134 209H136V208H134ZM14 210V209H13ZM20 210V209H19ZM84 210V209H83ZM97 210H98V208H97ZM115 210H118L117 208H115ZM125 210H126V208H125ZM136 210H138V209H136ZM165 210V209H164ZM167 210V209H166ZM246 210V209H245ZM15 211H17V209L15 210ZM32 211V210H31ZM47 211H49V210H47ZM63 211V210H62ZM71 211V210H70ZM96 211V210H95ZM110 211H111V209H110ZM119 211V210H118ZM156 211V210H155ZM168 211V210H167ZM189 211H190V209H189ZM18 212H20V211H18ZM16 213V214H19L20 215V213ZM40 212V211H39ZM44 212V211H43ZM58 212H60V211H58ZM76 212H78V211H76ZM123 212H125L124 210L122 211V214H121V212H120V214L121 215H116L118 212H115L114 211V213L113 214H115V216H117L116 217V219L117 220H119L120 222L119 223H122L123 224V221L125 222V221H127L128 223H129V227L131 228V229H135V230H133L135 233H137V236H140L141 238H143V240L145 241V242H147L149 239H151L152 237H154L155 235H154V231H156V232H158L156 229H154L153 228V224L152 223H150V222H147L148 221V219H149V217H151L150 216V212L151 211H149V212H146V211H136V212H134V213H127V212H125L124 214H123ZM129 212V211H128ZM153 212V211H152ZM151 212V213H152ZM28 213V212H27ZM48 213V212H47ZM81 213V212H80ZM91 213V212H90ZM97 213V212H96ZM138 213V214H137ZM168 214H169V212H167ZM4 215L5 214H7V213H3ZM25 214H26V212H25ZM63 214V213H62ZM61 214V215H62ZM95 214V213H94ZM98 214V213H97ZM188 214V213H187ZM262 214V213H261ZM264 214V213H263ZM10 214H9V212H8V216H9ZM13 215H14V213H13ZM43 215V214H42ZM42 215H40V216H42ZM47 215V214H46ZM48 215H49V213H48ZM60 215V214H59ZM72 215H74V214H72V212H71V214H70V216L69 217H71ZM87 215V214H86ZM89 215V214H88ZM111 216H112V213L110 214ZM1 216V215H0ZM24 216V215H23ZM114 216V217H115ZM192 215H190V217H191ZM209 216V215H208ZM251 216V215H250ZM256 216V215H255ZM2 217V216H1ZM4 217V216H3ZM51 217V216H50ZM86 217V216H85ZM88 217V216H87ZM86 217V218H87ZM92 217H93V215L91 216V219H92ZM100 217H101V215H100ZM109 217V216H108ZM246 217V216H245ZM249 217V216H248ZM5 218V217H4ZM4 218H3V220H4ZM76 218V217H75ZM90 218V217H89ZM94 218V217H93ZM98 218V217H97ZM191 218H193V216L191 217ZM252 218V217H251ZM262 218H264V216L262 217ZM14 220L13 221V224H15V225H18V227L20 228V223L21 222H19V218L17 217V218H12L11 217V219H10V221L11 220ZM17 219V220H16ZM70 219H73V217H71ZM95 219V218H94ZM102 219H104V218H102ZM110 219H112V218H110ZM110 219H109V221H110ZM210 219H211V217H210ZM219 219V218H218ZM250 219V218H249ZM9 220V219H8ZM43 220V219H42ZM52 220V219H51ZM87 220V219H86ZM113 221H114V218L112 219ZM116 220V221H117ZM0 221H2V220H0ZM9 221V222H10ZM71 221V223H72V220H70ZM93 222L95 221V220H92ZM252 221V220H251ZM9 222H7V223H9ZM86 222V221H85ZM102 222H104L103 220H102ZM111 222V221H110ZM115 222V221H114ZM215 222V221H214ZM45 223V222H44ZM74 223V222H73ZM72 223V224H73ZM75 223H76V221H75ZM86 223H88V222H86ZM91 223V222H90ZM105 223V222H104ZM116 223V222H115ZM4 224V223H3ZM10 224V223H9ZM22 224V223H21ZM83 224H84V220H83ZM82 224V225H83ZM95 224V223H94ZM99 224V223H98ZM97 224V225H98ZM103 224V223H102ZM5 225V224H4ZM24 225H25V223H24ZM50 225V224H49ZM52 225V224H51ZM73 225H75V224H73ZM88 225V224H87ZM86 225V226H87ZM93 225V224H92ZM91 225V226H92ZM105 226H106V224H104ZM104 225H102V226H104ZM112 225H114V224H112ZM12 226V225H11ZM47 226V225H46ZM118 226V225H117ZM123 226H125V225H123ZM53 227V226H52ZM63 227V226H62ZM77 227V226H76ZM87 227H89V226H87ZM95 227H96V225H95ZM120 227V226H119ZM31 228V227H30ZM51 228V227H50ZM59 228H61V227H59ZM64 228V227H63ZM82 228H84V226L83 227H81V229ZM86 228V227H85ZM92 228V227H91ZM94 228V227H93ZM97 228V227H96ZM0 229H1V227H0ZM2 229H4V228H2ZM26 229V228H25ZM25 229H21L22 231L21 232H19V234L20 235H18V237H20L22 234V232L23 233H25L26 235H28V234H30L31 233V231H29V230H25ZM28 229V228H27ZM32 229V228H31ZM66 229V228H65ZM121 229V228H120ZM54 230H56V229H54ZM69 230V229H68ZM123 229H121V231H122ZM212 230L215 232L216 230L214 229V228H212ZM33 231V230H32ZM116 232L118 231V229L117 230H115ZM206 232H204V233H206V236L207 237H210V238H215V244L213 243L212 244V247H213V249L214 250H220L221 248H220V246H222V243H225L227 240H228V237H227V235H221V234H218L217 236H216V234L215 233H213L209 228L207 229V230H205ZM30 232V233H29ZM60 232V231H59ZM76 232V231H75ZM105 232V231H104ZM115 232V233H116ZM122 232H124V231H122ZM128 232V231H127ZM193 232V231H192ZM34 233H35V231H34ZM34 233H32V235L34 234ZM40 232H38L37 233V235L39 234ZM81 233V232H80ZM126 233V232H125ZM124 233V234H125ZM129 233H130V231H129ZM11 234V233H10ZM24 234V235H25ZM66 234H68V233H66ZM72 234H74V233H72ZM76 234V233H75ZM82 234H83V232H82ZM109 234V233H108ZM17 235V234H16ZM36 235V234H35ZM35 235L34 236H31V237H35ZM44 235V234H43ZM50 235V234H49ZM57 235V234H56ZM86 235V234H85ZM131 235V234H130ZM134 235V234H133ZM136 235V234H135ZM2 236V235H1ZM0 236V237H1ZM89 236V235H88ZM87 236V237H88ZM98 236V235H97ZM97 236H96V238H97ZM100 236V235H99ZM112 236V235H111ZM120 236V235H119ZM118 236V237H119ZM126 236V235H125ZM124 236V237H125ZM14 237V236H13ZM26 237H28V236H26ZM46 237V236H45ZM59 236H56V239L58 238ZM80 237V236H79ZM82 237V236H81ZM87 237H86V239H87ZM102 237V236H101ZM116 237V236H115ZM127 237H128V235H127ZM136 237V236H135ZM30 238V237H29ZM40 238V237H39ZM48 237H46V239H47ZM50 238V237H49ZM51 238H52V236H51ZM105 238V237H104ZM15 237H14V241H15ZM18 239V238H17ZM16 239V240H17ZM41 239V238H40ZM44 239V238H43ZM55 239V240H56ZM69 239V238H68ZM106 239V238H105ZM105 239H103L104 241H105ZM128 239V238H127ZM33 240V239H32ZM45 240V239H44ZM58 240V239H57ZM73 240V239H72ZM79 240H80V238H79ZM89 240V239H88ZM102 240V242H104ZM121 240V239H120ZM124 240V239H123ZM129 240V242H131L132 240H131V238H129L128 239ZM131 240V241H130ZM135 240H136V238H135ZM18 241V240H17ZM21 241H22V239H21ZM24 241V240H23ZM22 241V242H23ZM42 242L43 240L41 239V240H39V242ZM52 241V240H51ZM68 241V240H67ZM75 241V240H74ZM108 241V240H107ZM127 241V240H126ZM3 242V241H2ZM34 242H35V240H34ZM88 242V241H87ZM106 242V241H105ZM123 242V241H122ZM128 242V243H129ZM253 242V241H252ZM258 242V241H257ZM256 242V243H257ZM264 242V241H263ZM55 243H56V241H55ZM54 243V244H55ZM67 243V242H66ZM37 244V243H36ZM41 244V243H40ZM49 245L51 244L53 247H55L54 245H53V243H48ZM111 244V243H110ZM120 244V243H119ZM56 245V244H55ZM66 245V244H65ZM121 245H123V244H121ZM137 245H139V244H137ZM145 245V244H144ZM150 245H152V244H150ZM231 245L232 244H230L229 245V247H231ZM256 245V244H255ZM259 245H262V244H260L259 243ZM258 245V246H259ZM48 246V245H47ZM58 246V245H57ZM56 246V247H57ZM143 246V245H142ZM141 246V247H142ZM204 246V245H203ZM206 246V245H205ZM21 247V246H20ZM48 247H50V246H48ZM55 247V248H56ZM61 247H63V246H61ZM145 247V246H144ZM259 247H261V246H259ZM39 248V247H38ZM54 248V249H55ZM138 248V247H137ZM149 248V247H148ZM159 248V247H158ZM232 248V247H231ZM246 248V247H245ZM263 248V247H262ZM40 249H41V247H40ZM58 249V248H57ZM60 249V248H59ZM58 249V250H59ZM234 249V248H233ZM236 249V248H235ZM17 250V249H16ZM24 250V249H23ZM44 250V249H43ZM43 250H41L42 252H43ZM137 250V249H136ZM246 250H247V248H246ZM12 251V250H11ZM53 251V250H52ZM57 251V250H56ZM231 251V250H230ZM234 251V250H233ZM15 252V251H14ZM19 252V251H18ZM22 253L24 252V251H21ZM37 252H38V249H37ZM42 252H38V253H42ZM232 252V251H231ZM25 253V252H24ZM30 253V252H29ZM28 253V254H29ZM33 253V252H32ZM36 253V252H35ZM207 253V252H206ZM209 253H212V252H209ZM8 254V253H7ZM21 254V253H20ZM27 253H25V254H23V255H26ZM43 254V253H42ZM155 254V253H154ZM1 255V254H0ZM37 256H38V254H36ZM207 255V254H206ZM11 256V255H10ZM20 256V255H19ZM22 256V255H21ZM39 256H40V254H39ZM43 256V255H42ZM42 256H40V257H42ZM193 256H195V257H197L196 259H198V258H201V257H199V254L198 253H193ZM15 257V256H14ZM17 257V256H16ZM23 257V256H22ZM131 257V256H130ZM203 257H204V255H203ZM26 258V257H25ZM28 258V257H27ZM117 258V257H116ZM123 258V257H122ZM156 258V257H155ZM254 258V257H253ZM154 259V258H153ZM152 259V261H154ZM28 260V259H27ZM26 260V261H27ZM125 260V259H124ZM136 260V256H135V258L134 257H131L130 258V262H132L133 263V261H135ZM188 260V259H187ZM57 261V260H56ZM82 261V260H81ZM106 261H107V258H106ZM139 261V260H138ZM140 261H141V259H140ZM203 261H205V259L203 260ZM213 261H215V260H213ZM8 262V261H7ZM10 262V261H9ZM9 262H8V264H9ZM32 262V261H31ZM86 262V261H85ZM127 262V261H126ZM165 262H166V264H175V263H173V261L169 258V257H167L166 259H165ZM201 262V261H200ZM220 262V261H219ZM228 262V261H227ZM36 263V262H35ZM39 263V262H38ZM53 263V262H52ZM60 263H62V262H60ZM59 262H58V264H60ZM87 263V262H86ZM131 263V264H132ZM203 263V262H202ZM205 263H207V261L205 262ZM225 263V262H224ZM0 264H4V263H0ZM51 264V263H50ZM54 264H57V263H55L54 262ZM63 264V263H62ZM65 264V263H64ZM67 264V263H66ZM73 264V263H72ZM103 264V263H102ZM113 264V263H112ZM116 264V263H115ZM125 264V263H124ZM127 264V263H126ZM130 264V263H129ZM149 264V263H148ZM192 264H193V262H192ZM215 264H218V263H215Z\"/></svg>",
  "mask_w": 264,
  "mask_h": 264
}]
</instances>
